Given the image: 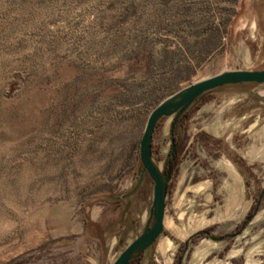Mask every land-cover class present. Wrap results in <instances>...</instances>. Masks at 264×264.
I'll return each instance as SVG.
<instances>
[{
    "label": "rangeland",
    "instance_id": "1",
    "mask_svg": "<svg viewBox=\"0 0 264 264\" xmlns=\"http://www.w3.org/2000/svg\"><path fill=\"white\" fill-rule=\"evenodd\" d=\"M227 69H264V0H0V264H111L154 218L151 109ZM150 148L165 218L132 264H264V82L162 115Z\"/></svg>",
    "mask_w": 264,
    "mask_h": 264
},
{
    "label": "water",
    "instance_id": "2",
    "mask_svg": "<svg viewBox=\"0 0 264 264\" xmlns=\"http://www.w3.org/2000/svg\"><path fill=\"white\" fill-rule=\"evenodd\" d=\"M241 82H264V69H227L194 81L155 105L146 120L145 127L140 138L139 157L142 167L153 180V206L154 218L152 224L137 235L111 264H129L130 259L139 250L155 240L161 232L165 213V180L161 170L158 172L151 158V134L154 125L162 115L172 112L178 114L194 99L206 91L225 84ZM173 148V145H172ZM248 216L247 219H250Z\"/></svg>",
    "mask_w": 264,
    "mask_h": 264
},
{
    "label": "flooded vegetation",
    "instance_id": "3",
    "mask_svg": "<svg viewBox=\"0 0 264 264\" xmlns=\"http://www.w3.org/2000/svg\"><path fill=\"white\" fill-rule=\"evenodd\" d=\"M187 115H188V113H185V114H183V117L181 116H179L178 118H177V120H176V122L179 120V122L178 123H180V121H182V119H186L187 118ZM171 142H172V145H173V148L171 149V153H172V156H171V161L170 162H172V163H174V161H175V158H176V155H177V148H176V143L173 141L174 140V132H173V128H171ZM146 171V170H145ZM148 174V173H147ZM149 175V174H148ZM258 207H259V203L257 202V203H255V205H254V207L252 208V210H253V215L255 214V212L257 211V209H258ZM253 215H252V217H253ZM251 217V218H252ZM251 218H250V220H251ZM130 260H132V259H130ZM130 262V261H129Z\"/></svg>",
    "mask_w": 264,
    "mask_h": 264
},
{
    "label": "trees",
    "instance_id": "4",
    "mask_svg": "<svg viewBox=\"0 0 264 264\" xmlns=\"http://www.w3.org/2000/svg\"><path fill=\"white\" fill-rule=\"evenodd\" d=\"M202 95H200V96H198L197 98H200ZM252 215H253V210L251 211V213H249L247 216H246V218L244 219V221L245 222H248L250 219H247L248 218V216H251L252 217ZM203 232H205V233H207V230H202V231H198V232H196V234L195 235H198V234H200V233H203ZM194 234H193V236H195ZM133 263V260H130V262H129V264H132Z\"/></svg>",
    "mask_w": 264,
    "mask_h": 264
},
{
    "label": "bare ground",
    "instance_id": "5",
    "mask_svg": "<svg viewBox=\"0 0 264 264\" xmlns=\"http://www.w3.org/2000/svg\"><path fill=\"white\" fill-rule=\"evenodd\" d=\"M155 165V167L157 168V170H158V172L160 173V166L158 167L156 164H154ZM162 171V170H161ZM164 218H165V215H164V217H163V223H164Z\"/></svg>",
    "mask_w": 264,
    "mask_h": 264
}]
</instances>
